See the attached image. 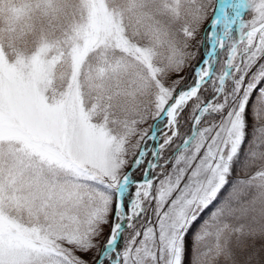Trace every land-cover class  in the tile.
Listing matches in <instances>:
<instances>
[{
  "label": "snow or ice",
  "instance_id": "6c2138e0",
  "mask_svg": "<svg viewBox=\"0 0 264 264\" xmlns=\"http://www.w3.org/2000/svg\"><path fill=\"white\" fill-rule=\"evenodd\" d=\"M0 264H264V0H0Z\"/></svg>",
  "mask_w": 264,
  "mask_h": 264
},
{
  "label": "trees",
  "instance_id": "16d2710c",
  "mask_svg": "<svg viewBox=\"0 0 264 264\" xmlns=\"http://www.w3.org/2000/svg\"><path fill=\"white\" fill-rule=\"evenodd\" d=\"M229 187H230V185H229ZM228 190H229L228 188L224 189V191L221 193V198H223V196L227 194Z\"/></svg>",
  "mask_w": 264,
  "mask_h": 264
}]
</instances>
